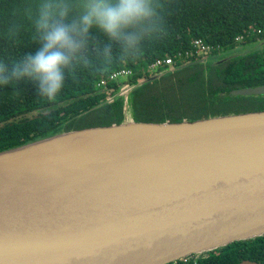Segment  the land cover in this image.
Wrapping results in <instances>:
<instances>
[{
  "label": "water",
  "instance_id": "95a60500",
  "mask_svg": "<svg viewBox=\"0 0 264 264\" xmlns=\"http://www.w3.org/2000/svg\"><path fill=\"white\" fill-rule=\"evenodd\" d=\"M263 234L264 110L131 117L0 151V264H167Z\"/></svg>",
  "mask_w": 264,
  "mask_h": 264
},
{
  "label": "trees",
  "instance_id": "16d2710c",
  "mask_svg": "<svg viewBox=\"0 0 264 264\" xmlns=\"http://www.w3.org/2000/svg\"><path fill=\"white\" fill-rule=\"evenodd\" d=\"M38 0H0V60L14 62L35 52L41 44L33 42L28 8ZM163 31L146 41L140 54L131 59L118 53L109 61H99L90 69L80 68L71 76L64 73V87L55 101L40 100L37 81L13 80L0 87V151L49 136L62 130L120 123L126 119L123 95L107 101L126 82L136 84L129 96V110L137 121L196 120L210 116L264 110V94L233 95L232 90L264 84V47L239 53V46L264 41V0H157ZM78 13L72 8L63 23L70 24ZM12 21L21 24L13 42L4 36ZM261 29V32L258 31ZM244 34L243 42L236 37ZM212 44L210 57L194 54L176 59V68L143 84L149 78L148 66L159 57L176 56L193 49L194 38ZM107 43L103 33H89L87 52L95 58L97 47ZM116 45H113L115 52ZM230 52L231 55H225ZM185 64V65H184ZM11 67V65H9ZM130 67L134 74L127 81L110 79L111 73ZM107 78L106 88L101 79ZM37 112V113H35ZM249 259L264 263V234L236 240L225 246L191 254L167 264H240Z\"/></svg>",
  "mask_w": 264,
  "mask_h": 264
},
{
  "label": "clouds",
  "instance_id": "9594fccd",
  "mask_svg": "<svg viewBox=\"0 0 264 264\" xmlns=\"http://www.w3.org/2000/svg\"><path fill=\"white\" fill-rule=\"evenodd\" d=\"M72 8L78 13L77 19L63 23ZM26 17L32 26L33 42L38 41L41 47L35 54L11 63L0 60V87L26 77L38 82L40 100L49 102L55 101L65 86V70L71 76L80 68L90 69L99 61H109L117 53L121 58H135L146 41L163 31L157 0H38L34 9L26 10ZM93 29L107 37L103 48L96 45L94 59L82 54L88 50ZM20 31L21 24L12 21L4 36L14 42Z\"/></svg>",
  "mask_w": 264,
  "mask_h": 264
},
{
  "label": "built area",
  "instance_id": "2783aa9c",
  "mask_svg": "<svg viewBox=\"0 0 264 264\" xmlns=\"http://www.w3.org/2000/svg\"><path fill=\"white\" fill-rule=\"evenodd\" d=\"M259 32H261V29H258ZM245 38L244 34H239L236 37L237 42H243ZM193 49H189L186 51H178L176 56L173 55H167L165 57H159L155 61H153L149 66L148 69L150 71H153L155 73H158L162 70L166 69H174L176 68V59L179 61H182L184 59H188L190 56L194 54L202 55L203 57L210 56L212 50L214 49V46L212 44L207 43L203 38L197 37L194 38L192 41ZM157 70V71H155ZM134 74V70L130 67L121 68L119 70L114 71L110 75V79L112 80H120V77H126L124 79H128ZM108 83L107 78L101 79L99 82V85L101 87L106 88ZM128 87V82L125 84V88Z\"/></svg>",
  "mask_w": 264,
  "mask_h": 264
},
{
  "label": "rangeland",
  "instance_id": "374dc122",
  "mask_svg": "<svg viewBox=\"0 0 264 264\" xmlns=\"http://www.w3.org/2000/svg\"><path fill=\"white\" fill-rule=\"evenodd\" d=\"M250 44V43H249ZM264 47V41H262V42H258V43H254V44H252V45H245V46H239V48H238V51H239V53H243V52H248V51H252V50H261L262 48ZM225 55H231V53L230 52H227V53H225L223 56H225ZM202 56V55H201ZM217 58L218 57H210V58H208L207 60H210V61H212V62H214V61H216L217 60ZM206 60V61H207ZM150 71V70H149ZM155 71H157V70H155ZM150 73L151 74H154L155 72H153V71H150ZM124 78H126V77H120V81H127V79H124ZM129 104L128 105H126V107L125 108H127L126 109V118L128 119V120H130L131 119V117H132V112H131V110H129ZM35 113H37V112H35Z\"/></svg>",
  "mask_w": 264,
  "mask_h": 264
},
{
  "label": "crops",
  "instance_id": "0c3cea01",
  "mask_svg": "<svg viewBox=\"0 0 264 264\" xmlns=\"http://www.w3.org/2000/svg\"><path fill=\"white\" fill-rule=\"evenodd\" d=\"M248 45H252V44H248ZM241 46V45H240Z\"/></svg>",
  "mask_w": 264,
  "mask_h": 264
}]
</instances>
